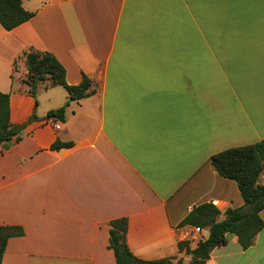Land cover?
<instances>
[{"label":"crops","instance_id":"1","mask_svg":"<svg viewBox=\"0 0 264 264\" xmlns=\"http://www.w3.org/2000/svg\"><path fill=\"white\" fill-rule=\"evenodd\" d=\"M23 6L31 19L0 23V90L11 92V121L26 123L20 141L0 147V225L24 230L2 264H116L109 222L121 217L134 255L181 256L194 230L181 223L195 206L212 202L225 218L244 205L211 156L264 138V0ZM227 13L228 42H218ZM31 47L54 53L69 84L86 74L96 85L70 101L65 121L30 119L42 94L47 111L69 100L61 85L42 84L38 99L27 92L20 56ZM58 140L73 144L52 149ZM205 264H264V228L248 248L230 234Z\"/></svg>","mask_w":264,"mask_h":264},{"label":"trees","instance_id":"2","mask_svg":"<svg viewBox=\"0 0 264 264\" xmlns=\"http://www.w3.org/2000/svg\"><path fill=\"white\" fill-rule=\"evenodd\" d=\"M23 6V0H0V23L11 30L28 21L34 16ZM24 61L27 72L21 78L27 86V92L35 98L42 84L45 87L61 85L68 91L69 100L66 104L52 109L47 118L65 121L67 106L70 101L81 99L97 91L94 81L86 74L79 84L67 82L66 68L54 53L31 47L20 56ZM19 71V61L14 62V73ZM38 103V101H36ZM34 115L31 120L37 119ZM26 123L14 124L11 121V92L0 90V147L7 142L20 141ZM72 142L56 141L52 149L72 146ZM211 163L217 172L237 182L244 198V205L238 208H228L225 218L220 219L221 210L212 202H204L195 206L184 218L181 225L209 228V236L202 239L191 252V264H205L210 258L212 250L228 242V236H238L244 248L250 247L256 235L264 228V220L260 215L264 209V138L255 143L244 146L231 147L211 156ZM109 247L116 256V264H182L176 263L173 257L157 259H142L131 251L127 242L128 219L116 218L109 222ZM24 230L17 225H0V264L4 257L8 240L13 236L23 235ZM188 241H179L180 250H185ZM189 251V248L186 249Z\"/></svg>","mask_w":264,"mask_h":264},{"label":"rangeland","instance_id":"3","mask_svg":"<svg viewBox=\"0 0 264 264\" xmlns=\"http://www.w3.org/2000/svg\"><path fill=\"white\" fill-rule=\"evenodd\" d=\"M225 14V13H223ZM227 15V16H226ZM225 15V17H220L218 16L217 18V21H216V24H217V27H218V37L217 39L219 40L220 38L223 39L221 40V42H228V13ZM220 42V40L218 41ZM57 89H62L63 88H57ZM64 91V90H63ZM42 99L41 100H37V101H41L40 103V106L39 107H36L33 111L30 110L28 111L30 114V119L36 115L38 116L39 119H43V118H47V115H48V112L50 111H47L48 108H49V102L48 100H46V96L45 94H42ZM36 99H38L36 97ZM262 181H264V178H262ZM220 219H223L221 218V215L219 217ZM191 226V225H190ZM194 227V226H193ZM210 227H207L205 228L206 230H209ZM206 234V232L204 233ZM191 241H188V244H186L185 248L187 249V247L189 248V251H187L186 249L185 250H182L183 253L181 256H175L173 257V261L176 263L178 260L181 261L182 264H191L192 263V260H193V254H192V250L195 249L199 242L201 240H199V235L196 234L195 230H193L191 232ZM191 242V243H190Z\"/></svg>","mask_w":264,"mask_h":264},{"label":"built area","instance_id":"4","mask_svg":"<svg viewBox=\"0 0 264 264\" xmlns=\"http://www.w3.org/2000/svg\"><path fill=\"white\" fill-rule=\"evenodd\" d=\"M56 127H57V128L60 127V123H59V122L56 124ZM194 230H195L196 233L199 234V240H202V239L205 238L204 235H202V233H203V231H204L205 229H203V228H201V227H199V226H194Z\"/></svg>","mask_w":264,"mask_h":264}]
</instances>
